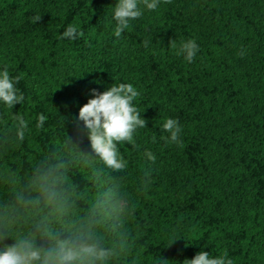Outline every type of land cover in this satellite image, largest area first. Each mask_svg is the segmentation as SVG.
<instances>
[{
    "label": "trees",
    "instance_id": "obj_1",
    "mask_svg": "<svg viewBox=\"0 0 264 264\" xmlns=\"http://www.w3.org/2000/svg\"><path fill=\"white\" fill-rule=\"evenodd\" d=\"M115 3L0 0V71L21 77L16 86L25 101L12 112L28 121L21 143L0 125V218L22 215L17 201L36 170L63 161L76 197L73 218L109 189L132 196L131 210L110 221L114 231L106 233L109 241L131 236L133 254L116 264H158L160 256L182 264L201 250L227 253L233 264H264V0H172L145 10L120 38ZM36 15L42 18L34 24ZM69 24L83 36L60 39ZM122 39L132 56H119ZM188 39L199 47L192 63L170 47ZM72 65L91 90L131 83L140 93L134 103L147 124L135 146L119 145L128 162L121 173L104 167L76 127L79 108L92 97L57 79ZM41 114L47 119L37 129ZM0 118L10 126L11 113L0 108ZM166 118L179 121L182 146L161 139ZM145 151L167 170L154 169ZM32 225L24 216L13 227L35 231Z\"/></svg>",
    "mask_w": 264,
    "mask_h": 264
},
{
    "label": "clouds",
    "instance_id": "obj_2",
    "mask_svg": "<svg viewBox=\"0 0 264 264\" xmlns=\"http://www.w3.org/2000/svg\"><path fill=\"white\" fill-rule=\"evenodd\" d=\"M172 0H116L112 9L114 36L120 38L139 19L145 10L155 11L161 3L169 4ZM42 15H36L32 22L37 24ZM78 25L69 24L60 35V39L75 40L82 37ZM151 43L145 40L147 48ZM175 54L182 56L187 63H192L199 47L194 39L170 42ZM241 57L244 52L238 53ZM21 77H13L7 67L0 71V108L11 113V124L0 118V125L14 134L10 139L21 143L28 131V121L20 112L13 114L15 105H22L25 96L17 88ZM91 97L79 108L75 118L76 127L85 133L94 153L105 168L121 173L128 167V162L121 154L119 145L135 146L137 130L146 128L147 121L135 105L140 95L131 83L111 84L103 92L91 90ZM47 117L41 114L35 127L42 128ZM161 136L168 144L182 146L180 134L182 127L177 119L166 118L162 124ZM145 156L153 163L155 155L148 151ZM66 165L56 161L37 169L30 180L29 190L17 201L22 215L6 214L0 218V264H116L123 257L133 254L131 236L120 233L109 241L106 233L114 231L109 222L116 217H123L131 210V203L125 201L119 189H109L102 198L93 202L92 207L82 217L73 218L71 210L75 205V192L66 187L68 178ZM150 171H146L142 183L147 182ZM127 203V208L125 204ZM24 216L33 221L28 231H17L13 225ZM61 225L57 228L55 225ZM133 235V233H132ZM11 239L13 243L6 241ZM40 241H44L41 243ZM174 240L168 247H170ZM170 260L160 256L158 264H168ZM131 264H138L133 259ZM182 264H233L227 253L213 257L201 250L191 259L185 258Z\"/></svg>",
    "mask_w": 264,
    "mask_h": 264
},
{
    "label": "rangeland",
    "instance_id": "obj_3",
    "mask_svg": "<svg viewBox=\"0 0 264 264\" xmlns=\"http://www.w3.org/2000/svg\"><path fill=\"white\" fill-rule=\"evenodd\" d=\"M118 47H119L118 53H119V56L121 57H130L134 53L133 47L125 39L118 41ZM57 79L59 81H62V82H65L67 84L77 87L80 91H82L86 95H89L91 93L90 88L80 84V82L78 81L75 75V68L73 65L72 67H62L57 73ZM31 82H35L36 84L38 83V81H35V80H31ZM145 153L146 151L144 152L145 160H147L154 169H156L157 171H160L161 169H166V167L157 159L155 160L154 163L152 161H149L147 157L145 156ZM121 197L127 202H130V203L132 202V196L129 193H124L121 195ZM124 206L125 208H127V203Z\"/></svg>",
    "mask_w": 264,
    "mask_h": 264
}]
</instances>
